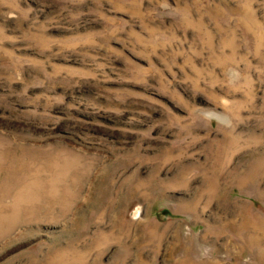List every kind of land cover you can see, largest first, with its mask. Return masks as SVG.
I'll return each mask as SVG.
<instances>
[{
	"label": "rangeland",
	"instance_id": "374dc122",
	"mask_svg": "<svg viewBox=\"0 0 264 264\" xmlns=\"http://www.w3.org/2000/svg\"><path fill=\"white\" fill-rule=\"evenodd\" d=\"M0 264H264V0H0Z\"/></svg>",
	"mask_w": 264,
	"mask_h": 264
}]
</instances>
